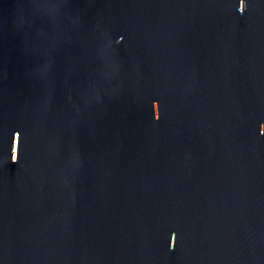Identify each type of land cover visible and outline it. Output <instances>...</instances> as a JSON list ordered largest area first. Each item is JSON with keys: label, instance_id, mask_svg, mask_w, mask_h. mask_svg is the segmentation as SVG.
<instances>
[{"label": "water", "instance_id": "1", "mask_svg": "<svg viewBox=\"0 0 264 264\" xmlns=\"http://www.w3.org/2000/svg\"><path fill=\"white\" fill-rule=\"evenodd\" d=\"M0 264H264V0H0Z\"/></svg>", "mask_w": 264, "mask_h": 264}]
</instances>
